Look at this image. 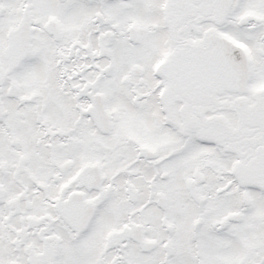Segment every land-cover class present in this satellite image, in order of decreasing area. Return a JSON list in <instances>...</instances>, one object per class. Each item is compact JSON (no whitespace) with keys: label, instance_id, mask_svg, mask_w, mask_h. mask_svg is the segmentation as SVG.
I'll return each instance as SVG.
<instances>
[{"label":"snow or ice","instance_id":"1","mask_svg":"<svg viewBox=\"0 0 264 264\" xmlns=\"http://www.w3.org/2000/svg\"><path fill=\"white\" fill-rule=\"evenodd\" d=\"M0 264H264V0H0Z\"/></svg>","mask_w":264,"mask_h":264}]
</instances>
